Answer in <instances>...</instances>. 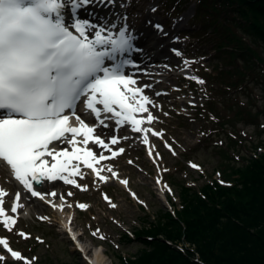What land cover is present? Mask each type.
<instances>
[{
    "label": "snow or ice",
    "instance_id": "1",
    "mask_svg": "<svg viewBox=\"0 0 264 264\" xmlns=\"http://www.w3.org/2000/svg\"><path fill=\"white\" fill-rule=\"evenodd\" d=\"M115 3L116 0H0V168L8 171L31 197L60 211L64 210V203L57 205L47 199L56 198L57 192L43 193L35 185L45 180H61L88 191V185L82 186L74 178H85L81 164L90 170L94 183L118 181L127 187V180L120 179L111 166L102 164L124 154V147L112 146L128 139L115 134L106 138L95 135L98 127H110L106 121H114L113 132L117 127L128 125L132 132L143 133L141 140L145 146L149 145V134L163 136L150 127H142L157 119L149 110V105H156L145 94L152 85L138 84L139 77L128 72L131 68L146 74L131 58L132 53L143 50L135 46V37L126 24H98L79 15L80 10L90 5ZM155 27L163 31L161 25ZM172 51L178 57L182 55L178 49ZM183 64L187 67L189 61L183 60ZM165 67L171 70L170 65ZM187 78L198 84L205 83L196 76ZM190 104L195 106L192 101ZM78 106L80 113L92 117L96 123H86L77 114ZM144 113L146 117L137 118V114ZM89 144L100 149L99 154ZM166 147L172 150L171 145ZM148 154L153 155L151 148ZM172 154H176L174 150ZM189 164L194 169L200 167L193 162ZM163 190L171 191L167 185ZM7 195L0 187V225L12 233L19 217L18 209L24 204L17 191L9 214L3 199ZM131 195L144 203L135 193ZM102 198L112 208L117 207L106 194ZM59 199L63 201V195ZM77 207L84 210L88 205L79 203ZM67 231L71 233V228ZM98 234L99 229L92 233ZM16 235L24 240L31 238L23 230ZM99 238L105 239L103 235ZM36 239L43 243L39 237ZM71 239L75 241L76 236L72 235ZM0 248L4 252L0 254V264H6L9 258L21 264H32L36 259L14 250L7 237H0Z\"/></svg>",
    "mask_w": 264,
    "mask_h": 264
},
{
    "label": "rangeland",
    "instance_id": "2",
    "mask_svg": "<svg viewBox=\"0 0 264 264\" xmlns=\"http://www.w3.org/2000/svg\"><path fill=\"white\" fill-rule=\"evenodd\" d=\"M210 1L206 0L207 6ZM118 2L133 3V8L140 4L146 12L149 10L152 18L161 21L160 25L163 28H166V24L169 23L172 28L182 31L181 39L178 38L179 32H177L175 40H179L182 44L180 51L184 54L180 56L182 63L187 59L189 65L185 66L184 71L181 72L185 77L174 79L170 89L185 91L179 92L176 97L167 100L168 102L162 99L154 103L156 114L159 116L157 122L161 123L159 132L166 133V138L173 144L176 154L165 151L161 144L160 157H155V161H151L147 159L142 148H131V145H126L127 151L115 160V165L120 167L117 173L122 176V179L128 181L127 187L121 186L118 181H110L107 184L89 181L86 182L88 191L75 192L73 198L89 207L86 213H81L74 210L71 205L74 218L72 229L76 233L78 231L83 233L77 242L71 239L70 234L62 231L61 225L57 224L51 210L42 204H39L38 208H34L32 203L25 204L20 214L22 218L17 220L13 232H7L0 225V235L7 237L13 249L19 250L22 255L34 254L36 260L32 264H89L92 251L97 247L105 251L110 264H116L114 253L127 257L137 248L136 243L126 245L119 241L121 232L132 231L135 227L147 225L164 212H170L172 209L167 200L177 209L181 207L174 184H185L197 189L211 180L218 179L223 181L224 185H229L219 177L220 173L217 175L221 160L230 163L228 156L233 157L235 161H240L241 156H253V153L259 156L264 153L261 147L251 150V141L256 139V126L249 125L244 120L237 122V118L250 120L246 118L247 114L254 116L258 113L256 123L261 130H264L262 127L264 125V66L260 65L263 69L251 72L243 57L237 55L236 58L231 59L228 53L233 45L227 43L225 47L217 49L219 42L225 41L221 34L223 31L215 33L209 27L214 25L215 19L223 22L224 26L242 37L247 47L264 59V43L245 37V33L234 26L233 22L231 23L233 16L236 22H242L240 18H236V14L232 12L214 13L209 7L201 10L193 4L190 5L189 0H118ZM152 9L156 10L152 11ZM197 14L198 20L195 19ZM151 17H145V20ZM255 60V56H250L248 62L252 65ZM180 71L177 74H180ZM188 76L202 78L205 83L198 84L188 79ZM177 77L179 78L178 75ZM157 92H160V88L156 89L155 94ZM184 100L187 103L183 105ZM190 101L195 105L192 109ZM206 102L209 103L206 104ZM210 102L213 103V112L209 109ZM174 109L187 116L177 117L173 112ZM250 111L251 113H247ZM212 114L229 120L230 125L222 128L217 119L210 122ZM262 139L264 140V135ZM233 141L236 144L234 150ZM130 160L131 164L128 163ZM189 162L200 167L192 169L188 166ZM157 180L161 181V188L156 183ZM168 181L174 183L173 188L168 186ZM0 182L5 190L9 191L4 199L6 209L10 202V195L15 190L10 187L9 178L3 176ZM164 185H167L171 191H164ZM58 187L61 188V186ZM101 191H104L112 203L117 205L116 208H112L102 198ZM131 192L144 203L141 204L134 199ZM61 193L75 202L65 191ZM41 217H48V219L44 220ZM66 219L65 216L64 220ZM96 229H99V234L93 236L92 233ZM20 230L30 234L31 238L21 239L16 235V232ZM100 235H103L105 239L101 240ZM37 237L43 243H40ZM185 246L189 248L188 244ZM178 247L183 249L182 244H178ZM2 252L0 251V254H4ZM195 257L197 258V255ZM10 260L12 259L9 258L6 262H11ZM14 264H21V262L14 261Z\"/></svg>",
    "mask_w": 264,
    "mask_h": 264
},
{
    "label": "trees",
    "instance_id": "3",
    "mask_svg": "<svg viewBox=\"0 0 264 264\" xmlns=\"http://www.w3.org/2000/svg\"><path fill=\"white\" fill-rule=\"evenodd\" d=\"M192 1L201 10L209 7L214 13L236 14L242 22H236L233 16L231 23L245 37L264 43V0H211L208 6L206 0ZM213 24L209 26L213 32L223 31L225 38L217 49L230 43L231 59L243 57L251 72L263 69L260 65L264 66V59L247 47L242 37L217 19ZM250 56L256 59L252 65L248 62ZM246 116L250 120L237 118V122L244 120L256 126L251 150L264 149V130L256 123L258 113ZM229 125V120L220 122L221 127ZM235 145L233 141V150ZM227 159L232 163L221 160L217 171L229 185L212 180L196 189L170 182L172 188L176 185L181 208L174 206V214L166 211L153 222L135 227L133 238L121 232L119 241L126 245L136 243L137 248L127 257L114 253L116 264H264V153L256 158L241 156L240 161L231 156ZM178 244L183 245L182 250Z\"/></svg>",
    "mask_w": 264,
    "mask_h": 264
},
{
    "label": "bare ground",
    "instance_id": "4",
    "mask_svg": "<svg viewBox=\"0 0 264 264\" xmlns=\"http://www.w3.org/2000/svg\"><path fill=\"white\" fill-rule=\"evenodd\" d=\"M103 7V10H109V5L107 6H102ZM115 17H119L118 15L115 16ZM98 19V18H96ZM70 22V21H69ZM109 22H112V23H117V20L113 19V20H110V21H107V23ZM157 28L154 26H149L147 28V33L149 34H153L154 32H157ZM159 33H164V32H160L158 31ZM169 34L171 35V32L168 33V34H165V36H163V39L165 37H168ZM162 39V40H163ZM162 40L160 41V43L162 42ZM171 44V43H170ZM170 44L168 45H164V46H160L159 49L161 50V52H158L154 57H152L151 59L147 60V61H144L143 62V65H142V68H144L146 70V72H149V75H147V79H149L150 81L154 82L156 81L155 78L158 77L160 78L158 80V83H155L152 85L151 88L149 89H146L145 90V93L149 94V95H153L154 93V89L156 87H161L162 89L166 90V89H169L170 86H171V82L174 80V75L172 73L173 69L169 70L168 68L165 67V65H170L171 68L172 67H175L176 65L177 66H181L182 64L180 63V58L178 56H176L174 54V52L172 51L174 48V46H177L180 47V44L177 43V42H173L171 44L170 47H168ZM141 52H137V54H139ZM138 57V56H137ZM185 65H182V68H184ZM130 71H135L136 70H131V69H128V72ZM148 81V80H147ZM163 95V94H161ZM161 95L160 96H157V98H161ZM154 98V96H153ZM165 100H169V99H172L171 98V94H167L164 98ZM82 116H84L85 114H82ZM145 117V113L144 114H137V118H144ZM110 127L108 128H103V127H98L96 130H100L101 132H103L104 134L106 133H117L119 134L120 136L122 137H128V139H122V142H125L127 144H130L132 146V148L134 147H138L140 143H142V140H141V137L143 136V133H140V134H137V133H133L130 131V129H127V127H117L115 132H113V127H114V124H109ZM150 127L151 125H142V127ZM151 128V127H150ZM154 142L153 141V136L151 134H149V145L147 146V148H151L152 149V153H153V150H155L156 152V149L155 148H152L153 146L151 145V143ZM64 145H62L63 147ZM93 150L95 147L94 145H89ZM158 156H159V153H157ZM152 157V156H151ZM49 161L51 162V158H48ZM105 161L102 162L103 165H106L104 163ZM73 163H79V162H76L74 161ZM109 166V165H107ZM80 170L87 176H89L92 180H94V177L90 174V170L89 169H86L82 164L80 166ZM9 173V172H8ZM105 175H108L107 172L104 173ZM9 176L12 180V188H16L17 191L21 192L22 195H25V194H29L27 193L25 190H23L22 186L18 184V182H16L10 175L9 173ZM63 181L61 180H57V181H43L42 183V186L40 188H35L36 190L38 191H41L43 193H47V190L50 189L49 191L52 192L51 190H53L54 188H56V186ZM64 184V183H63ZM67 185V184H66ZM123 185V184H121ZM2 187V186H0ZM161 188V187H160ZM161 193H163V190H161ZM60 196L57 195L56 198H53V197H47L48 200H59L57 205L61 204V203H64L65 204V207H64V210L63 211H60L58 209H55L53 208L51 205H49L48 203L44 202V201H41L39 200V198H36V197H31L30 198H23L24 200V203L26 205H29L30 203H32V206L34 208H38V205L39 204H43L45 206L48 207L49 210L52 211V213L54 214L55 218H56V222H58L61 227L64 229V232L65 230H67L69 227L71 228V233L75 236H77V233L74 229H72V223L69 225V221H65V216H69V211H71V207H68L69 203H65L64 201H61L59 199ZM36 205H34V204ZM55 203V202H53ZM70 217H68L67 219H69ZM67 233V232H66ZM2 237V236H0ZM90 261L89 264H110L109 263V258L105 255V251L103 252L102 248L101 247H97V248H94V250L92 251V256L90 257Z\"/></svg>",
    "mask_w": 264,
    "mask_h": 264
}]
</instances>
